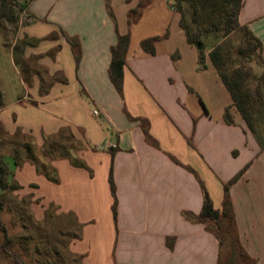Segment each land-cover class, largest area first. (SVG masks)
Instances as JSON below:
<instances>
[{"label":"crops","instance_id":"crops-1","mask_svg":"<svg viewBox=\"0 0 264 264\" xmlns=\"http://www.w3.org/2000/svg\"><path fill=\"white\" fill-rule=\"evenodd\" d=\"M38 1L23 6L30 21L22 33L40 40L26 55H39L48 73L61 78L46 85L35 77L11 111L1 103L0 123L10 134L21 129L32 135L38 150H45L48 136L68 128L91 171L68 158L53 159L60 178L55 183L32 161L16 165L8 153L9 181L20 185L13 194L30 196L38 219L50 204L73 213L82 233L71 249L84 264H218L217 236L185 212H201L202 183L221 210L224 185L246 167L230 188L231 201L242 247L264 264V147L233 106L208 52L199 62L171 1L71 0L57 9L50 0L35 8ZM239 20L261 40L264 58V0H244ZM127 33L122 97L109 68L112 46ZM149 37H159L153 54L141 47Z\"/></svg>","mask_w":264,"mask_h":264},{"label":"trees","instance_id":"trees-1","mask_svg":"<svg viewBox=\"0 0 264 264\" xmlns=\"http://www.w3.org/2000/svg\"><path fill=\"white\" fill-rule=\"evenodd\" d=\"M32 1V0H30ZM171 7L176 10L181 18L180 25L183 28L187 41L189 44L197 47L199 51V62L204 63L206 53L219 74L221 80L225 84L233 99V106L239 111L240 115L245 120L248 128L253 133L258 143L264 147V58L262 57V42L251 31L247 25H242L239 20L241 8L244 0H170ZM1 5L5 8L3 14L9 21L17 22L18 15L14 7L18 3L17 0H0ZM29 3V2H28ZM24 6V5H23ZM22 6V7H23ZM136 13V10L133 11ZM115 18L113 12H111ZM236 36L235 42H230L232 37ZM159 37H149L141 41V47L148 53H155V42ZM207 39L216 41L208 50H206ZM70 43L76 51V59H80L79 41L76 37L69 38ZM131 42L130 34H119L117 43L112 46V61L109 68V77L119 94L124 97V67L127 63L126 57L129 51ZM198 43L203 44V48H198ZM56 78H53L50 83H53ZM144 131L148 137H152L149 131V123L145 119ZM226 121L230 124L234 123L233 117L229 108L226 110ZM67 132V133H66ZM66 133L65 140L76 141L71 131L62 129L57 135L48 136L44 144V153L53 154L56 147L62 145L61 140L55 141L58 137H62ZM2 137H6L2 139ZM27 139V140H25ZM34 138L32 135L24 133L18 129L15 134L8 133L2 125H0V145L8 146L7 152L15 159L16 165H21L24 161H32L37 170L44 174L47 178L55 183H59L60 178L57 168L52 164H41L38 162L34 154ZM156 141H154L155 143ZM80 148L83 146L81 143ZM156 144V143H155ZM0 146V188L4 192L0 195V204L6 201L8 195L12 194L14 190L18 189L20 185L16 181H9L11 172L5 161L6 152ZM64 150V151H63ZM69 148L63 147L60 149L57 158H68L70 161L79 167L91 169L78 156L71 157L66 151ZM114 156V150H111ZM175 161L179 164L178 160ZM197 176L195 169L185 166ZM246 167L240 173L234 176L228 183L224 185V199L221 210L214 207L213 200L203 184L205 191V198L202 210L199 214L192 212H185V217L192 221H199L206 224L209 231H213L221 245L226 239L221 237L217 230L211 226L216 224L218 229L227 226L228 237L232 246L231 257L240 258L246 264H257V262L250 258L247 253L243 251L240 244L237 230L235 228V215L231 201L230 188L237 182ZM111 191L114 196L113 212L115 219H117V197L116 188L113 179L112 171L110 172ZM25 202V198L22 199ZM28 202H30L28 200ZM53 205V204H51ZM75 217V216H74ZM76 219V217H75ZM78 223V221H77ZM79 224V223H78ZM79 227L81 225L79 224ZM0 231L3 234L4 240L1 244V251L7 257L14 259L15 264H26L21 251L11 248L13 238L9 234L8 226L0 217ZM81 235H79L80 237ZM237 252L238 255H237ZM239 261V259H237ZM242 261V262H243ZM233 263H237L233 262ZM239 263V262H238Z\"/></svg>","mask_w":264,"mask_h":264},{"label":"rangeland","instance_id":"rangeland-1","mask_svg":"<svg viewBox=\"0 0 264 264\" xmlns=\"http://www.w3.org/2000/svg\"><path fill=\"white\" fill-rule=\"evenodd\" d=\"M53 1L57 5L55 7L57 9L58 5L62 6L71 0H50L52 3ZM17 2L14 7L18 15L16 23L9 21L3 15L5 8L0 3V109L2 107L1 103L5 102L10 105V111L17 96L27 92V85H32L35 77H38L46 85L50 84L53 78H61L60 74L50 75L48 73L47 69L40 64L39 55H26V49L38 44L40 40L33 38L27 31L24 34L22 33L23 28L30 21L22 6L28 5L30 0H17ZM47 2L48 0H39L34 7L36 8L37 5L46 4ZM236 38V36L232 37L230 42H235ZM214 43H216L215 40L207 39L206 50ZM2 94L4 97H2ZM0 125L2 124L0 123ZM66 133L62 137L55 139V141L61 140L63 147L69 148V150H66L69 155L76 157L81 151L79 150L80 144L76 141H66ZM4 138L6 137H2V139ZM33 146L34 154L41 164L52 163L53 157L58 156L60 149H63L59 145L53 154H45V150H38V148H35L36 145ZM2 149L8 154L7 145L3 146ZM25 200L23 202L22 199L12 193L8 195L2 205L0 204V217L8 226L9 234L13 238L11 248L21 251L26 264H84L83 256L76 254L71 249L73 241L79 239V235L82 233V227H79L73 213L61 212L56 205L50 204L45 210L44 218L38 219L32 210L33 202L31 197H25ZM211 226L217 230L221 237L226 239L222 245L220 243L218 264H246L244 263L245 261L238 257H234V259L231 257V239L227 235V231H230L229 228L227 229L225 225L221 230L214 223ZM235 228L240 241L236 219ZM3 240L4 237L0 231V264H15L13 258L7 257L2 253L1 244ZM243 251L252 258L244 248ZM236 261L237 263H233ZM101 263V261L98 262V264Z\"/></svg>","mask_w":264,"mask_h":264},{"label":"water","instance_id":"water-1","mask_svg":"<svg viewBox=\"0 0 264 264\" xmlns=\"http://www.w3.org/2000/svg\"><path fill=\"white\" fill-rule=\"evenodd\" d=\"M197 46H198L199 49H202L203 48V44H201V43H198Z\"/></svg>","mask_w":264,"mask_h":264},{"label":"built area","instance_id":"built-area-1","mask_svg":"<svg viewBox=\"0 0 264 264\" xmlns=\"http://www.w3.org/2000/svg\"><path fill=\"white\" fill-rule=\"evenodd\" d=\"M93 113H94L95 115H98V114H99L98 110H94Z\"/></svg>","mask_w":264,"mask_h":264}]
</instances>
